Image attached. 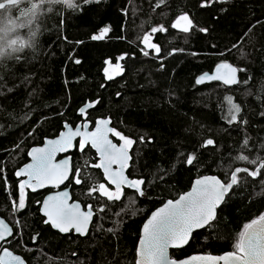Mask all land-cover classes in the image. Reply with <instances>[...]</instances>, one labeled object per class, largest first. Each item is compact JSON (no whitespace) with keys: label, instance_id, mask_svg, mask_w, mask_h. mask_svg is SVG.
Here are the masks:
<instances>
[{"label":"trees","instance_id":"obj_1","mask_svg":"<svg viewBox=\"0 0 264 264\" xmlns=\"http://www.w3.org/2000/svg\"><path fill=\"white\" fill-rule=\"evenodd\" d=\"M156 3L103 0L100 5L90 3L73 10L64 0L43 2L39 22L46 35L42 49L35 55L21 54L0 67V83L13 88L10 92L0 89L5 91L0 95V169L13 186L9 196L0 181V217L14 229L4 247L23 256L27 264H134L141 228L151 212L188 191L200 176L216 175L223 180L228 162L233 167L254 168L232 159L241 149L251 158L264 157V116L260 115L264 111V0H230L207 8L200 7L199 0H167V6L160 7ZM222 7L227 11H219ZM180 10L187 11L194 24L208 27L209 32L193 29L185 34L171 29L170 23ZM160 23L169 28L167 33L154 35L153 42L159 43L161 52L157 55L149 50L150 55L144 56L139 38ZM106 25L111 31L104 39H90ZM77 40L85 43L76 45ZM172 49L183 51L173 53ZM125 52L129 55L122 60L123 73L106 79L105 61L110 59L114 64ZM75 57L81 58L80 64L74 63ZM222 62L246 68L247 73L239 72L240 80L251 75V81L234 87L219 82L195 83L198 76L212 72ZM24 77L29 79L22 82ZM226 96L241 104L247 125L227 123ZM92 100L99 101L88 112L92 124L111 117L113 127L133 139L127 174L146 181L142 187L147 195L139 197L124 189L119 201H108L98 193L87 195L85 183L76 185L71 178L73 200L85 208L91 204L96 214L86 237L73 232L62 235L42 223L40 206L35 203L49 190L28 191L26 209L12 212L11 201L18 197L20 179L14 173L29 161L27 153L32 147L58 136L66 122L78 125L82 121L78 109ZM245 136L249 138L247 147L243 145ZM207 138L215 144L202 146ZM115 140L120 142L117 137ZM89 149L86 146L84 152L76 149L72 153L73 169L81 170L89 186L106 183L101 170L92 167L98 157ZM192 152L202 163L182 162ZM157 166L172 168L169 175L175 178L168 183L159 177L153 179ZM89 176L92 179L86 180ZM246 179L243 187L234 189L236 195L228 210L233 240L224 239L223 224L213 225L194 233L188 246L171 251L172 257L219 256L233 250L243 224L264 213V184L259 176ZM108 229H114L115 234Z\"/></svg>","mask_w":264,"mask_h":264},{"label":"snow or ice","instance_id":"obj_2","mask_svg":"<svg viewBox=\"0 0 264 264\" xmlns=\"http://www.w3.org/2000/svg\"><path fill=\"white\" fill-rule=\"evenodd\" d=\"M103 0H67V7L73 10L81 9L82 5L95 3L102 4ZM230 0H199V5L202 8L211 7L213 4H227ZM161 4L167 6V0H157L156 7ZM127 14L126 10H122ZM219 11L225 12L226 8H220ZM256 23H260L258 20ZM254 26V25H253ZM171 29H178L185 34H190L193 29H197L200 33L207 34L209 28L206 26H198L194 24L193 19L187 11L180 10L176 14L174 20L170 23ZM111 31V26L106 25L98 30L97 33L91 34L90 39L93 41L104 39ZM169 28L165 24L160 23L154 25L149 31L144 32L140 37V43L144 47L140 49L144 56H149L150 51L159 55L161 46L158 42H153L154 35L157 33H167ZM251 31V29H249ZM247 35V33H245ZM124 39V37H120ZM67 39V37H64ZM85 41L77 40L76 45L84 44ZM214 47V46H213ZM233 47H236L233 44ZM183 51V49H172V52ZM171 54V53H170ZM196 55V53H192ZM129 54L122 53L116 59L117 61L125 59ZM73 59V57H69ZM75 64L81 63V58H74ZM105 64L108 67L103 69L106 79L111 80L114 75H118L123 71V67L117 62L112 68L111 60H106ZM164 65L161 64V68ZM112 69V70H110ZM221 69H227L226 72H221ZM238 72L247 73L246 68H237L233 65L222 62L216 66L214 73H203L197 77L195 83L202 84L205 81H222L224 85H240L248 84L252 77L247 75L246 79L240 80L237 76ZM29 78L24 77V81ZM0 81L3 77L0 76ZM15 87V86H13ZM0 89H5L10 92L13 88H9L4 83H0ZM264 91V88L261 89ZM5 91H0V95H4ZM250 95L251 93H246ZM98 100L87 102L84 106L78 109L82 117L87 116V109L92 108L97 104ZM227 109V123L247 125L248 121L241 116L243 111L240 103L235 102L232 96L225 97ZM264 116V111L260 113ZM24 119L27 118V114ZM111 117L97 119L95 121V129L89 131V123L85 122L80 126L72 127L67 122L64 124L65 131L59 133L58 138L47 140L44 147H33L27 153L31 157V162L24 164L23 167L15 171L14 175L18 179V197L11 201L12 212H22L28 206V190L32 193L38 189H43L47 185L59 188V186L68 180L71 175L76 185L85 183L87 195L98 193L99 196L106 197L108 201H119L124 194V188L134 190L139 197L147 195L146 190L142 187L146 181L143 178H130L125 174V170L129 167V149L133 145V139L126 137L115 127L110 126ZM2 127V126H0ZM2 134V133H0ZM31 134V133H30ZM117 137L122 143H113L109 135ZM79 140L77 143L74 141ZM140 142H144V137L141 136ZM151 138L149 137V141ZM215 141L212 138H207L203 141L204 147L214 145ZM249 144V138L245 136L243 140L244 147ZM90 145V149H94L98 156V162L92 164L95 169H100L103 172V177L107 181L93 183L89 186L85 179L81 177L79 168L73 169L68 158L57 162L56 154L67 152L70 149H77L79 152H84L86 146ZM18 147V145H17ZM264 148V144H261ZM235 161L244 162L255 167L232 166L228 162L225 168V178L222 180L216 175H204L195 180L190 191L179 195L177 199H168L161 207L156 208L151 212L146 222L143 223L142 232L138 238V245L135 249L134 264H264V213L251 219L243 224L232 244V251H226L223 255L212 256H191L187 259H174L169 254L170 248H180L189 242L194 230L211 227L217 224L224 225V239L233 240L230 230L228 229V210L231 207L233 197L236 195L234 189L243 187L248 181L246 177H260L261 184H264V157L257 155L251 158L245 154L243 149L232 158ZM187 165L202 163L196 152H192L184 156L182 161ZM116 167H113V166ZM174 167V166H173ZM172 168L164 169L160 166L156 167L153 173V179L159 177L168 183L174 176L169 175ZM245 174L241 176L240 174ZM167 177V179H165ZM89 176L86 180H91ZM0 181L3 182L4 188L8 195L12 196L13 186L9 182L8 177L3 169H0ZM152 181H148L151 184ZM113 185L114 189H110L107 185ZM70 195L68 191H59L55 194L47 195L42 200L37 199L35 203L39 205L38 211L42 213L41 220L44 225L51 229L58 230L59 233H70L74 231L80 236H86L89 225L93 219V206L88 204L86 209L82 208L79 202L69 203ZM104 211V207L99 209ZM19 224V221H16ZM108 232L115 234L114 229H108ZM14 234V229L5 219L0 218V242H10L9 237ZM38 235V234H37ZM211 234H209L210 238ZM36 239L35 236L32 237ZM0 264H25L22 257L15 255L8 248L3 249V254L0 255Z\"/></svg>","mask_w":264,"mask_h":264},{"label":"clouds","instance_id":"obj_3","mask_svg":"<svg viewBox=\"0 0 264 264\" xmlns=\"http://www.w3.org/2000/svg\"><path fill=\"white\" fill-rule=\"evenodd\" d=\"M46 0H0V67L21 54H38L46 33L39 18Z\"/></svg>","mask_w":264,"mask_h":264},{"label":"water","instance_id":"obj_4","mask_svg":"<svg viewBox=\"0 0 264 264\" xmlns=\"http://www.w3.org/2000/svg\"><path fill=\"white\" fill-rule=\"evenodd\" d=\"M235 67V66H234ZM215 70H216V67H215V69L212 71V72H206V73H214L215 72ZM227 71V69H221V72H226ZM237 76H238V78L240 79V73L238 72L237 73ZM212 82H219V83H221V84H223V82L222 81H216V80H213V81H205L204 83H202V84H198V85H204V84H209V83H212ZM224 85V84H223ZM224 86H226V87H234V86H236V85H224ZM91 110V108H89V109H87V116L86 117H82V121L80 122V123H78V125H76V126H80L82 123H84L85 122V119L87 120V122L89 123V131H93L94 129H95V123L94 124H92V122L88 119V112ZM102 119V118H101ZM70 126H72V127H74L73 125H71V124H69ZM75 126V127H76ZM110 126H112L113 127V125H112V121H111V124H110ZM66 129L65 128H63V130L62 131H65ZM58 136H59V134H58ZM58 136H56V137H54V138H46L45 140H44V142L41 144V145H38V146H34V147H44L45 146V144H46V142H47V140H49V139H56V138H58ZM109 138L110 139H112L113 140V143H117V144H120V142H118V141H116L115 140V137L114 136H112L111 134L109 135ZM78 140H79V137L77 138V140L76 141H74V143H77L78 142ZM89 147H90V145H89ZM33 148V147H32ZM31 148V149H32ZM31 149L29 150V152L31 151ZM76 149L74 148V149H70V150H68L67 152H60V153H57L56 154V157H55V160L57 161V162H59L60 160H63V159H65V158H68L69 159V161H70V165H71V167L73 168V161H72V153L75 151ZM94 152H95V150L94 149H92ZM97 155V154H96ZM129 155L131 156V159L129 160V165H130V163H131V160H132V155H131V149H129ZM98 157V156H97ZM28 158H29V161L27 162V163H30L31 162V157L30 156H28ZM99 159V158H98ZM26 163V164H27ZM23 167V166H22ZM113 167H116L115 165L113 166ZM129 168V167H128ZM128 168L125 170V174L126 175H128L127 174V171H128ZM101 172H102V170H101ZM102 174H103V172H102ZM204 176V175H203ZM209 176H211V175H209ZM200 177H202V176H200ZM23 177H21L20 179H22ZM71 178H72V176L70 175L69 176V178H68V180H65L60 186H59V188H56V187H53L52 185H47V186H45L43 189H38L37 190V192H43V191H46V190H49L50 192L49 193H47L45 196H44V198L47 196V195H50V194H55L56 192H59V191H68L69 192V195H70V199H69V203H72V202H79L80 204H81V206H82V208H84V209H86L85 207H84V205L80 202V201H77V200H73V196H72V185L70 184V180H71ZM199 178V177H198ZM197 179V178H196ZM195 179V180H196ZM195 180L193 181V183H192V185L194 184V182H195ZM106 181V180H105ZM106 183H107V181H106ZM192 185H191V187H192ZM109 186L110 187H112L113 189H114V186L113 185H110L109 184ZM124 189H128L127 187H125ZM130 190H132V189H130ZM191 190V188L188 190V191H190ZM28 191H31V190H28ZM134 191V190H133ZM187 192V191H186ZM36 193V192H35ZM179 198V197H178ZM177 199V198H176ZM167 201V200H166ZM165 201V202H166ZM163 205V204H162ZM162 205H160L159 207H161ZM156 210V209H155ZM154 210V211H155ZM93 212H94V215H93V219H92V222L90 223V225H89V229H88V233H87V235L89 234V232H90V229H91V226H92V223H93V221H94V218H95V211L93 210ZM41 215H42V213H40ZM151 215V214H150ZM149 215V216H150ZM0 218H3V217H0ZM4 219V218H3ZM148 219V218H147ZM146 219V220H147ZM146 220H145V222H146ZM6 221V220H5ZM7 222V221H6ZM8 223V222H7ZM9 224V223H8ZM10 226H11V224H9ZM143 227V226H142ZM207 228V227H206ZM206 228H203V229H206ZM203 229H197V230H194V232H193V234H192V237H193V235H194V233H196L197 231H201V230H203ZM54 230V229H53ZM55 231H57L58 232V230H55ZM73 232V234L74 235H77V236H80L78 233H75L74 231H72ZM72 232H70V233H72ZM141 232H142V228H141ZM141 232H140V234H141ZM70 233H60V234H62V235H69ZM14 235V234H13ZM86 235V236H87ZM86 236H80V237H86ZM13 237V236H12ZM12 237H9V240L12 238ZM192 237L189 239V242L187 243V244H185L184 246H182V247H180V248H170L169 249V254L171 255V251H175V250H182V249H184L186 246H188V244L190 243V241H191V239H192ZM7 242H0V255H2L3 254V249L4 248H7V247H4V245L6 244ZM9 249V248H8ZM10 251H12L11 249H9ZM13 252V251H12ZM15 255H18V256H20V257H22L23 259H24V257L23 256H21V255H19V254H17V253H15V252H13ZM191 256H205V255H195V254H193V255H190V256H187V257H184V258H180V259H187L188 257H191ZM174 258V257H173ZM174 259H177V258H174ZM24 261H25V264H27V262H26V260L24 259ZM220 264H223V262L221 261L220 262Z\"/></svg>","mask_w":264,"mask_h":264},{"label":"rangeland","instance_id":"obj_5","mask_svg":"<svg viewBox=\"0 0 264 264\" xmlns=\"http://www.w3.org/2000/svg\"><path fill=\"white\" fill-rule=\"evenodd\" d=\"M46 1H48V0H46ZM64 1L67 3V0H64ZM117 62H119L121 66L123 65V64H122V60L117 61ZM117 62H116V63H117ZM116 63H114V64L112 63V68H114V66H115ZM106 67H108L107 64H106ZM122 67H123V66H122ZM110 70H112V69H110ZM122 73H123V71H122L121 73H119L118 75H114L113 78L120 76ZM120 143H122V141H120ZM131 148H132V146H131ZM131 148H130V149H131ZM107 186H108L110 189H113V188L110 187L109 185H107Z\"/></svg>","mask_w":264,"mask_h":264}]
</instances>
